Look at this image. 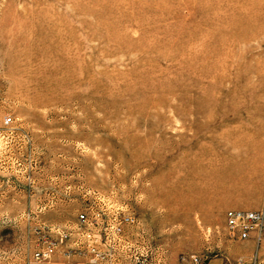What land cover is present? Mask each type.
Here are the masks:
<instances>
[{"label": "rangeland", "instance_id": "rangeland-1", "mask_svg": "<svg viewBox=\"0 0 264 264\" xmlns=\"http://www.w3.org/2000/svg\"><path fill=\"white\" fill-rule=\"evenodd\" d=\"M263 206L264 0H0V264H91L87 212L162 264H264L226 222Z\"/></svg>", "mask_w": 264, "mask_h": 264}, {"label": "built area", "instance_id": "built-area-1", "mask_svg": "<svg viewBox=\"0 0 264 264\" xmlns=\"http://www.w3.org/2000/svg\"><path fill=\"white\" fill-rule=\"evenodd\" d=\"M98 204H105L104 198L95 195ZM87 213L80 216L81 226L91 225L95 230L84 233L85 246L80 242L76 251L66 252V256L79 255L90 261L91 264H162L155 255L159 248L153 247L144 232L132 231L138 225L136 216L132 214L121 217H112L107 225L97 229L103 218L101 213H95L93 218ZM229 237L233 240L264 243V206L257 211L231 210L226 214ZM59 245L68 242L71 235L58 230ZM57 243H52L47 250L38 252V260H50ZM154 262V263H153ZM180 264H204L199 256H183Z\"/></svg>", "mask_w": 264, "mask_h": 264}, {"label": "bare ground", "instance_id": "bare-ground-1", "mask_svg": "<svg viewBox=\"0 0 264 264\" xmlns=\"http://www.w3.org/2000/svg\"><path fill=\"white\" fill-rule=\"evenodd\" d=\"M247 36V35H246ZM248 40V39H247ZM246 41V40H245ZM206 167V166H204ZM236 168V167H235ZM241 170V169H240ZM235 181V182H234ZM247 184V180L246 179H242V180H239V181H236L235 179L233 180V182L231 183V187H232V190H237V188H242L244 185Z\"/></svg>", "mask_w": 264, "mask_h": 264}, {"label": "crops", "instance_id": "crops-1", "mask_svg": "<svg viewBox=\"0 0 264 264\" xmlns=\"http://www.w3.org/2000/svg\"><path fill=\"white\" fill-rule=\"evenodd\" d=\"M236 241H239V240H236ZM245 242H253V241H245ZM239 257V256H238ZM236 259V258H235ZM244 259H245V256L243 257V258H238L237 259V263L236 264H243L245 261H244ZM209 264H224L223 262H215V263H213V262H211V263H209ZM245 264V263H244Z\"/></svg>", "mask_w": 264, "mask_h": 264}]
</instances>
